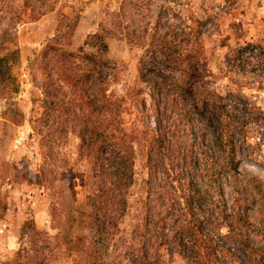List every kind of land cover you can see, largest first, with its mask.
<instances>
[{"label":"rangeland","instance_id":"rangeland-1","mask_svg":"<svg viewBox=\"0 0 264 264\" xmlns=\"http://www.w3.org/2000/svg\"><path fill=\"white\" fill-rule=\"evenodd\" d=\"M21 1L0 0V7L7 2L8 6L19 5ZM40 2L50 9L37 20L12 22L9 11L0 12V47L3 45L0 55L5 52V46L15 49V57L9 63L12 80L0 79V264H8L14 258L23 263L28 257L33 258L34 264H79V259H89L82 250L83 244L75 243L77 236L89 232L77 222L69 227L65 213L82 210L86 197L96 189L91 178L92 159L87 150L81 152L82 133L79 124L72 120L78 119L77 114L82 110L72 98L88 92L95 102L92 94L95 89L86 85L75 90L66 82L56 83L60 89L45 86L49 81L55 83L56 78L61 79V74L78 77L87 72L88 65L74 56L81 54L80 50L84 54L100 55L90 39L95 34H102L107 45V50L101 53L111 66L106 77L107 94L123 99L122 129L134 137L130 142L134 178L126 195L132 208L121 219L122 233L114 238L118 249L112 242L106 263L129 264L124 259L122 246L126 241L134 249L141 244L130 233L136 213L141 211V204L135 202L147 196L144 183L150 182L153 188L162 189L165 183L169 190L179 187L176 180L173 184L166 179L167 168L163 164L155 169L154 161H148L150 150L155 146L154 129L159 123L154 109L155 104L160 108L165 106L160 114L168 138H173L172 130L177 129V144L192 143L197 124L204 121L190 112L193 90L195 95L205 94L206 89L223 95L232 89L239 99L237 115L249 116V109H256L258 114L248 124L252 130L249 144L256 159L247 154L239 141L233 147L239 160L236 190L232 193L227 180L217 174L218 182L213 183L216 187L210 189L209 196L229 202L233 194L238 195L244 203L246 217L255 227L264 226V65L254 71L255 59H247L251 65L241 69L242 72L230 70L232 56L240 47L250 43L264 50V0ZM7 28L11 29L9 44L2 38V31ZM68 53L73 58L67 59ZM250 70L252 73L246 72ZM156 75L166 78L164 87L153 83ZM197 75H202L200 83L205 90L194 85ZM94 78L95 74H91L90 81ZM45 92L50 101L65 98V107L75 109V113L69 111L67 116L65 109L47 110L43 102ZM177 110L183 116L181 123L175 115ZM229 110L234 111L230 106ZM208 139L210 152L200 154L198 169L208 168L213 162V153L218 154V148ZM255 142L259 145L254 146ZM207 157L209 160L204 161ZM174 166L179 164L175 162ZM203 184L209 189L205 178ZM196 203L204 206L203 201ZM159 213H164L163 208ZM174 227L167 220L154 233L153 240L159 239L158 243L165 244L159 248L160 262L199 264L188 259L191 253L183 258L178 254L170 241L174 238ZM150 233L153 232L149 230ZM150 239L147 238V243ZM34 240L36 248L32 247ZM249 241L261 245L264 235L253 234ZM85 245L89 246L88 239ZM71 249L74 251L68 256ZM150 249V246L143 249L144 257H150ZM260 256L255 254L257 258ZM237 257L247 262L241 253Z\"/></svg>","mask_w":264,"mask_h":264},{"label":"trees","instance_id":"trees-1","mask_svg":"<svg viewBox=\"0 0 264 264\" xmlns=\"http://www.w3.org/2000/svg\"><path fill=\"white\" fill-rule=\"evenodd\" d=\"M8 2L7 5L0 7V12L9 11L13 15L12 22L37 20L50 9L40 0H22L19 5L9 6ZM10 31L11 29L8 28L2 31V38L8 42L7 44L10 43L8 39ZM90 39H92L91 42L100 55L84 54L83 50H80L81 54L79 55L74 56L70 53L66 55L67 59L74 56L85 62L88 65L87 72L78 77L74 74H61V79L56 78L55 83L49 81L45 88L48 89L47 86L51 85L53 89H60V85H56V83L66 82L67 85L71 86V89L75 88V90L86 85L95 89L96 93H92L95 102L89 98L88 92H83L81 96L72 98L73 101L81 105L80 110L82 109L77 114L78 119L72 120L76 125L79 124L78 128L82 133L80 135L81 152L87 150V155L92 159L91 178L96 189L92 195L86 197L87 201L82 210L74 209L65 213V217L69 227L77 222L81 228H86L89 232L87 235H80L75 238V243L83 244L82 250L89 258L88 260L79 259V264L82 262L85 264H107L105 258L109 255L107 252L112 242V245L118 249V244L115 243L114 238L122 233L119 228L121 219L132 208L128 205L126 195L129 191V183L134 178L132 160L134 153L130 145L134 137L122 129L120 109L123 99L107 94L106 77L111 66L101 56V53L107 50L104 36L95 34ZM2 48L3 45L0 50ZM49 48L54 49L53 47ZM4 50L5 52L0 55V79L2 81L8 78L12 80L9 63L15 57V49L5 46ZM43 56L42 59H45V54ZM37 59L36 56L34 60ZM247 59H255V64L252 66L254 71L261 68L264 65V50L259 45L250 43L240 47L232 56L230 70L242 72L241 69L245 70L251 65ZM158 71L161 70L158 68ZM246 72L252 73L251 70ZM91 74H95L93 81H90ZM254 74L257 73L254 72ZM159 75L156 76L159 77ZM201 76L197 75L194 79L196 82L194 85H199L200 89L205 90L203 83H200L202 82L200 81ZM158 77L154 79L153 83L156 87H164L166 78ZM231 83L236 84L233 81ZM238 88L241 87L238 86ZM43 94L45 96L43 102H45L47 110L60 109L61 112L65 109L63 111L67 116H69V111L75 113V109L71 110L65 107V98L50 101L46 92ZM55 94L57 95V93ZM158 94V92L155 93L157 97ZM111 98H114V101H111ZM189 99L191 100V98ZM238 100L232 89L227 90V93L223 95L217 91L210 93L207 89L205 94L195 95L193 90L190 112H193V116L200 117L204 121L197 124V134L196 136L193 134L192 143L183 142L180 144H177L179 138L177 129L172 130L174 132L173 138H168L167 133H165L161 121L163 116L160 114V109H164L165 106L160 108L158 104H155L154 112L159 123L154 129L153 145L155 146H152L153 149L150 150L151 155L148 156V161H154L155 169L158 168L159 164H163L167 168L166 179L169 178L173 184L176 180L179 187L169 190L170 188L165 183L164 189L162 187L153 188L150 182L144 183L147 196L135 202L141 204L139 206L141 211L136 213L134 229L130 233L133 238L139 239L141 244L134 249L128 247L126 241L122 246L125 247L124 259L127 263L151 264L152 262V264H162L158 254L159 248L165 244L158 243L159 239L154 241L153 236L161 225L170 220L175 226L172 230L174 238H171L170 241L176 246L181 257H186L188 253L193 254L191 259L188 258L191 262L199 264H238L237 262L239 264H264V243L254 245L249 241L253 234L264 235V226L255 227L246 217L244 203H241L238 195L233 194L229 202L216 201L209 196L211 194L210 189L216 187L213 183L217 184L218 182L217 174H221L227 180L232 193L236 190L239 160L233 152V147L235 148L239 141L245 146L250 157L256 159L257 156L250 148L249 134L252 130L248 124L258 113L255 112L256 109L250 108L249 116L237 115L235 111L238 110L236 109L239 104ZM245 102L247 103V101ZM229 106L234 109L233 112L229 110ZM46 115L49 116L48 113ZM175 115L179 118L178 123H181L183 116L178 110ZM208 137L218 148V154L213 153V162L210 161L212 163L208 168L198 169L200 154L206 155L210 152ZM253 145L258 146L259 144L255 142ZM207 160H209L208 157L204 159V161ZM175 162L179 164V167L174 166ZM204 178L208 181L209 189L204 188ZM198 200L203 201L204 206L198 205L196 203ZM161 208L164 210L163 214L159 213ZM149 230L153 233L149 234ZM148 237L151 238L150 243H147ZM87 239L89 240L88 247L85 245ZM231 245L235 247L231 248ZM149 246L151 247L148 252L150 257L146 258L143 256V249L145 250ZM32 247L36 248V240L33 241ZM72 251L74 249L68 252V256ZM238 253H241L247 262L240 261L237 257ZM255 254L261 255L260 258L255 257ZM110 257H112L111 261L114 260L113 256ZM32 262V257H28L23 263L19 258H14L8 264H34Z\"/></svg>","mask_w":264,"mask_h":264}]
</instances>
